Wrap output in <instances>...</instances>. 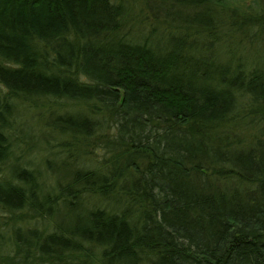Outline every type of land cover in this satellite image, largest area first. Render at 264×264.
<instances>
[{"label": "trees", "instance_id": "1", "mask_svg": "<svg viewBox=\"0 0 264 264\" xmlns=\"http://www.w3.org/2000/svg\"><path fill=\"white\" fill-rule=\"evenodd\" d=\"M256 4L0 0V264H264Z\"/></svg>", "mask_w": 264, "mask_h": 264}, {"label": "rangeland", "instance_id": "2", "mask_svg": "<svg viewBox=\"0 0 264 264\" xmlns=\"http://www.w3.org/2000/svg\"><path fill=\"white\" fill-rule=\"evenodd\" d=\"M208 1L210 2L211 7H213L214 5L219 6V7L221 5H225L228 8L234 7V8H236L237 14H240V15H244L246 12L247 13L248 12L255 13L258 9L257 4H256L257 0H208ZM153 22L155 25L159 26L158 21H155L153 19ZM245 26H246L245 31L247 32V34H250L254 30V28L249 26V25H245ZM229 44L235 49V51H236V49H238L239 53L244 55V57H251L253 59L258 55L264 54V37L262 34H260V36L252 42L250 40L243 38L242 43L237 44L236 40H234V41L230 42ZM219 55L223 56V55H221L220 52H219L218 56ZM56 163H57V161L54 162V164H56ZM53 170H54V172L56 171L55 168ZM65 219L71 220L72 217L67 216Z\"/></svg>", "mask_w": 264, "mask_h": 264}]
</instances>
